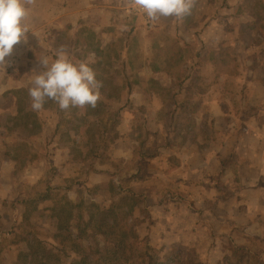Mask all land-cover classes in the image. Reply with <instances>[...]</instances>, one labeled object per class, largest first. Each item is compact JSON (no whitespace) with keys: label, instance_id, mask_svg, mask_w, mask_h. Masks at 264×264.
Here are the masks:
<instances>
[{"label":"rangeland","instance_id":"obj_1","mask_svg":"<svg viewBox=\"0 0 264 264\" xmlns=\"http://www.w3.org/2000/svg\"><path fill=\"white\" fill-rule=\"evenodd\" d=\"M122 2L79 0L82 13L56 16L52 1L35 0L25 21L30 36L23 49L14 45L13 60L5 58L0 70V264H72L67 256L74 257L78 229L99 207L111 205L113 215L128 216L143 244L158 250L161 262L181 250L199 264H264V213L250 217L256 209L251 202L261 196L253 195L247 179L248 146L263 135L257 128L264 124V0H196L183 20L155 22H146L138 10L124 13ZM70 3L59 4L70 10ZM61 46L73 62L93 68L102 82L101 99L95 108L67 111L48 101L34 112L31 79L42 70L39 60L54 59ZM132 94L146 98L139 103ZM24 125L28 130L18 131ZM246 131L244 146L223 151L225 175L211 183L202 179L214 183L216 199L211 189L210 206L186 199L184 213L204 207L201 218L212 214L208 229L198 228L197 214L179 242L171 221L156 228L149 207L167 198L165 190L179 186H166L161 178L173 176L159 165L166 159L165 140L175 144L191 136L199 141L194 150L202 151L206 139ZM216 149H205L202 157ZM253 158L263 168L260 157ZM200 191L210 195V188ZM224 206L229 207L224 216L238 218L231 233L224 216L218 219ZM83 242L87 245V238Z\"/></svg>","mask_w":264,"mask_h":264},{"label":"crops","instance_id":"obj_2","mask_svg":"<svg viewBox=\"0 0 264 264\" xmlns=\"http://www.w3.org/2000/svg\"><path fill=\"white\" fill-rule=\"evenodd\" d=\"M50 1H52L56 6L55 7L56 16L58 15L60 16L62 14L65 15L66 12L82 13L81 8L79 7V0H75L72 3H70V0H69V3H70L69 5L71 7L70 10H68V8L64 9L62 5L59 4L60 1L62 0H50ZM63 2L67 3L68 0H63ZM122 3H123L124 13L135 11L133 9H130L126 5L125 0H123ZM87 12L88 10L85 13ZM26 36L29 37L30 34L27 33ZM17 46L20 49H23V46H24L23 41L17 44ZM14 52L15 51L12 50V54H14ZM10 56L11 55L7 57L9 58V60L12 59L10 58ZM132 98H135V100L140 103L141 101H144L146 97L144 94H139L137 96L132 94L131 99ZM263 111H264V108H263ZM26 125H24L18 131L28 130L29 127H27ZM257 129L259 131H262L263 135L262 137L253 138L252 143H250V145L248 146V149H250V154H251L250 166L252 169L250 170L251 172L249 171L250 175L247 176V179L252 181V185L249 187L254 191L253 195L256 197V195L260 194L261 196V198L258 201L251 202L252 208L253 209L256 208V209L252 213L250 212L251 218L257 217L259 219L261 218L259 216L260 213H264V124L261 126V128L258 127ZM52 130H53V127L51 125L50 131L52 132ZM249 133L250 131L249 132L246 131L244 133H240L238 136L236 134L232 136L231 134L229 135L228 133L226 134L227 136H225V139L220 138L214 142L210 139H206L205 141H203L202 151L194 150V147L197 144H199V141H196L195 138L191 136L188 139L182 138L175 144L170 142L168 139L165 140V148L167 149L166 159L164 158L161 164L159 165L169 168L170 169L169 173H172L173 176H170L168 173H166L165 175H163L164 177H161V178L165 180L164 181L165 185L167 183L168 185L178 184L179 186L177 187L176 191L173 188H168L167 190H165L163 192V195H165L167 198H164V200H160L156 204H153L152 206L149 207V210H150L149 213L150 215L153 216L155 224H157L156 228L162 229L164 228L163 224L165 222L169 223V221H171L172 224L174 223V225L172 226V228L175 231L174 235L177 237L176 240L179 242L185 235H188V233L191 232V227L189 225V219L192 214H197L199 216L198 228L200 230L208 229L207 219L211 221L212 214H208L207 219L201 218V215H204L202 213L205 212L204 207L201 209L202 212L195 209L191 212L184 213L183 207L185 208L184 205H188L186 199H188V201L196 200L202 205H205V204L209 205V203L211 202L212 196H214L216 199L214 183H212V185L211 184L209 185L208 182L211 183L213 179H217L221 177L222 176L221 174L225 175V170H226L228 163L227 161L224 160V155H226V153H224L223 151L228 150L230 148L237 147V146L239 147L244 146L242 139L243 137H248ZM251 136L252 134H250V137ZM168 148L176 149V152H170ZM208 148H218V149L212 151L208 156L202 157L204 154V150ZM162 151L165 152L164 149ZM198 151H201V152H198ZM254 156L256 157V159H257V156L260 157L259 161H261V165L263 168L256 167V162L253 161ZM197 158L199 162H194ZM200 159L202 160V163L200 162ZM173 160L176 161L175 164H171L172 162H174ZM216 163H217V167H215ZM175 171L181 173V176L179 177ZM202 179H208V182H204L202 181ZM191 183H193L195 186L199 185L200 187H197L196 190H192L191 188H188L190 187ZM203 188H210L209 196L206 194L205 191H200V189H203ZM211 189L212 191L214 190V195L212 196H211ZM190 194H193V196H190ZM200 195H203L204 198H199ZM174 197H177V198L181 197V198L176 200L174 199ZM207 199L209 201H207ZM232 199L235 200V198L230 196V198L228 199V202L231 203ZM177 208H180V210H177ZM227 209H229V207L224 206L223 210L220 211L221 215L218 216L219 220L222 219V217L224 216L223 212ZM237 219H238L237 217L224 216L225 227L227 226L228 229H230L229 231L230 233ZM212 222L217 224L216 218H214ZM210 226L211 225H209V227ZM185 227L188 228L187 232L184 231ZM165 228H166V231H168V226H165ZM235 231L236 229L233 230L234 233ZM152 238H154V234H152Z\"/></svg>","mask_w":264,"mask_h":264},{"label":"clouds","instance_id":"obj_3","mask_svg":"<svg viewBox=\"0 0 264 264\" xmlns=\"http://www.w3.org/2000/svg\"><path fill=\"white\" fill-rule=\"evenodd\" d=\"M35 0H0V70L14 45L24 41L29 28V18ZM126 5L144 15L146 22L161 18L183 20L191 14L196 0H125ZM42 70L31 79L28 95L34 112L43 110L48 101L54 102L61 111L70 108H95L101 99L102 82L86 61L73 62L66 47L56 50L55 58L39 60Z\"/></svg>","mask_w":264,"mask_h":264},{"label":"trees","instance_id":"obj_4","mask_svg":"<svg viewBox=\"0 0 264 264\" xmlns=\"http://www.w3.org/2000/svg\"><path fill=\"white\" fill-rule=\"evenodd\" d=\"M113 214L115 206L99 207L95 216H90L87 224L78 229L74 257L67 256L72 264H102L106 260H110L109 264H199L194 255L181 250H174L167 261H159L158 250L142 243L128 216Z\"/></svg>","mask_w":264,"mask_h":264}]
</instances>
